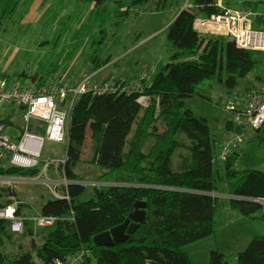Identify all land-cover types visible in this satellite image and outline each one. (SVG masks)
I'll return each mask as SVG.
<instances>
[{"label":"trees","instance_id":"obj_1","mask_svg":"<svg viewBox=\"0 0 264 264\" xmlns=\"http://www.w3.org/2000/svg\"><path fill=\"white\" fill-rule=\"evenodd\" d=\"M84 1L96 7L114 4L119 26L153 0ZM16 2L0 0V14L11 12ZM218 12L213 0H194L191 9L182 10L168 28L167 40L174 49L170 61L150 81L145 74L146 78H135L131 83L141 81L138 91L87 94L77 99L68 122L65 163L58 168L71 183L59 189L67 199L49 200L40 210L43 217L58 220L39 229V246L33 244V250L8 263L0 255V264H52L80 253L87 254L81 264H91L89 255L96 264H193L186 247L215 235V219L223 203L212 195L220 194L222 186L226 195L236 198L228 201L230 210L246 219L255 218L261 208L252 200H264V172L243 164L238 152L223 161L220 176L214 166L208 122L185 108L187 99L204 98L200 90L206 82H222L227 77L226 87L234 90L256 68L252 53L228 39L202 37L195 29L200 14L210 18ZM101 33L100 47L105 38L104 31ZM93 62L95 71L109 64L97 58ZM54 72L41 67L33 74L22 71L16 79L25 85L42 86L52 80ZM2 123L11 122L3 119ZM232 127L231 121L227 123V129ZM32 132L45 134L39 128ZM88 138L90 156L84 159ZM79 164L99 168L96 182L116 186L95 189L91 198L84 199L87 189L76 173ZM43 167L42 163L31 170L18 169L10 165L7 156L0 159V177L34 178ZM1 197L14 199L16 194L0 188ZM136 202L146 203L145 222L122 243L96 246L94 237L124 224ZM11 203H0V209ZM20 208L17 215L22 214ZM9 225L0 220V236L10 237ZM26 227L25 236H37L33 223ZM236 261L264 264V237L254 238L237 254ZM210 264L229 263L221 252L213 251Z\"/></svg>","mask_w":264,"mask_h":264},{"label":"rangeland","instance_id":"obj_2","mask_svg":"<svg viewBox=\"0 0 264 264\" xmlns=\"http://www.w3.org/2000/svg\"><path fill=\"white\" fill-rule=\"evenodd\" d=\"M213 1L214 4H221L234 10H252L255 13L264 14V0ZM193 5L194 0H153L142 12L133 14L118 26L120 20L115 13L114 4L96 7L84 0H17L11 12L0 14V77L16 78L22 71L33 74L43 67L49 71H55L51 79L67 78L80 82L91 77L96 83H102L108 79L125 80L131 83L138 76L145 74L150 81L164 69L174 53V49L167 40L169 26L182 10L191 9ZM199 17L208 19L202 14ZM102 31L105 33V38L104 44L100 47L98 41ZM201 36L228 39L226 33L221 30L212 33L201 32ZM251 56L257 65L251 74L239 81L236 90L240 92L243 90L244 92L241 93L264 85V54L252 53ZM94 58L107 60L109 64L95 71ZM226 79L227 77H224L222 82L217 79L206 82L200 90L204 98L193 97L185 101L186 110H191L196 117L208 122L212 136L214 166L216 171L220 170V176L223 175L221 169L223 162L219 156L225 144L223 142L227 133L226 117H228V114H224L225 110L223 113L225 101H227ZM2 117L13 124L4 123L6 128L16 127L17 131L12 133L9 130L10 133L18 135L23 131L25 122L22 111L7 108ZM40 126L41 124L37 122L31 123V129L37 130ZM163 130L160 126V133ZM260 131L259 134L256 133L258 131H248V141L246 139L241 146L242 163L252 169L264 171L262 142L264 128ZM179 139L183 142L182 138ZM90 143L91 139L88 138L84 159L90 156ZM64 149L65 145L46 143L41 156L42 161L39 163L42 164L48 157L65 158ZM76 172L82 176L81 185L87 189L84 199L91 198L95 189L98 188L94 182L101 174L100 169L79 164ZM39 176L40 181L36 183H29L32 182L28 181L32 177H1L0 188L13 190L16 197L14 199L1 197L0 203L19 202L23 217L40 213L42 206L55 198L53 195L55 190L61 193L59 189L65 187L58 185L55 189V186L47 184L50 179L64 183V177L59 174L55 166L48 168L45 177L43 174ZM10 179L16 180L11 181V183L14 182L12 186L9 183ZM69 184L71 183L68 181ZM102 186H116V184L109 183ZM219 193L212 195L214 198H220L223 203V207L217 213V230L219 231L186 247V252L193 264H210L213 251L221 252L229 264H237V254L244 252L254 238L264 237V219L261 218L263 217L261 210L255 218L251 219H246L240 213L234 212L230 216L238 215L239 217L231 225V221L228 220L232 218L226 217L224 222L223 210L229 200L236 198L226 195L225 186L220 187ZM26 229L27 227L22 234L17 235L12 232L9 225L7 235L10 237L5 234L0 236V255L5 263L13 260L20 253L33 250V244L35 246L41 244L42 236H40L39 228H37V236L34 237L25 236ZM33 257L37 260L35 253ZM92 257L91 264H96Z\"/></svg>","mask_w":264,"mask_h":264},{"label":"built area","instance_id":"obj_3","mask_svg":"<svg viewBox=\"0 0 264 264\" xmlns=\"http://www.w3.org/2000/svg\"><path fill=\"white\" fill-rule=\"evenodd\" d=\"M219 9L218 14L208 19L197 18L195 29L198 32L212 33L221 30L226 33L228 40L233 41L238 48L250 53L264 54V14L255 13L252 10L239 11L227 8L221 4H214ZM146 78L145 75H142ZM141 81L134 83H120L117 80H107L102 83L92 82L88 77L80 82L67 78L52 79L42 86L25 85L16 78L0 77V159L9 156L10 165L18 169H34L40 165L41 156L46 143L66 145L68 139V122L71 111L77 99L83 95L104 94H130L138 91ZM143 100V99H142ZM18 109L24 113L25 126L18 135L12 134L17 129L6 128L2 123L5 109ZM225 113L231 118L233 127L241 130L235 133L222 147L220 160L226 159L240 152L241 146L246 142L249 130L260 131L264 128V87L251 89L245 93L233 94L225 105ZM41 124L39 129L44 128V136L34 134L31 123ZM11 130L12 133L9 132ZM65 163V158L48 157L44 164V170L40 173L44 177L51 166L57 167ZM56 170V169H55ZM59 172V171H58ZM39 174V175H40ZM34 177L29 183L40 181V176ZM1 178V177H0ZM3 179V178H2ZM1 180V179H0ZM8 180V179H7ZM15 179H10V185ZM27 181L26 179H21ZM49 180L48 185H68ZM11 181H14L11 183ZM102 189L111 186H102V182H94ZM84 186V185H83ZM55 199H67V197L54 192ZM235 198V197H234ZM253 203L261 208L264 217V200L253 199ZM20 203L14 201L0 209V220L10 222L13 233L19 235L25 230L28 222L33 223L34 228H47L54 225L56 218L43 217L37 213L31 217L17 215ZM87 255V254H86ZM85 253L71 256L64 261L57 260L52 264H81L86 259ZM92 256L89 255V258Z\"/></svg>","mask_w":264,"mask_h":264},{"label":"water","instance_id":"obj_4","mask_svg":"<svg viewBox=\"0 0 264 264\" xmlns=\"http://www.w3.org/2000/svg\"><path fill=\"white\" fill-rule=\"evenodd\" d=\"M146 203L136 202L126 222L112 230L94 237L98 247H110L126 241L146 220Z\"/></svg>","mask_w":264,"mask_h":264},{"label":"crops","instance_id":"obj_5","mask_svg":"<svg viewBox=\"0 0 264 264\" xmlns=\"http://www.w3.org/2000/svg\"><path fill=\"white\" fill-rule=\"evenodd\" d=\"M261 87H264V85H262V86H260V87H257V89H259V88H261ZM237 88H235L234 90H226V93H227V101L229 100V98L233 95V94H241V92L243 91H237L236 90ZM244 92V91H243ZM227 101H225V105H226V103H227ZM186 106V105H185ZM189 110V109H188ZM191 111V110H190ZM192 112V111H191ZM223 113H224V108H223ZM194 114V113H193ZM225 115H227L226 113H224ZM228 117H226L227 119H226V137H225V140H224V142H223V144L224 143H226L228 140H230L233 136H234V134L236 133V129L234 128V127H232L231 129H227V123H229L230 122V116L229 115H227ZM261 131H258V132H256V133H260ZM250 138V137H249ZM247 141H248V138H247ZM222 144V145H223ZM60 146V145H59ZM222 147V146H221ZM221 152H222V149H221ZM241 155L243 156V152H242V148H241ZM64 155H65V152H64ZM220 155H221V153H220ZM220 157V156H219ZM242 162H243V160H242ZM246 165V164H245ZM247 166V165H246ZM247 167H249V166H247ZM250 168V167H249ZM56 169V168H55ZM252 169V168H251ZM256 168H253V170H255ZM77 170V169H76ZM55 171V170H54ZM264 172V171H263ZM77 173V172H76ZM79 176H81L79 173H77ZM82 177V176H81ZM224 215H222V217H224V222H226V217L227 218H232V220H228V221H231L230 222V225L232 224V222L234 221V220H236L239 216L238 215H235V217H231L230 215L231 214H234V212L235 211H232V210H230L229 209V206L227 205V206H225V208H224ZM234 216V215H233ZM216 230H217V226H218V217L216 216ZM217 231H219V230H217ZM216 231V232H217ZM216 234V233H215ZM189 255V254H188ZM191 258V257H190Z\"/></svg>","mask_w":264,"mask_h":264}]
</instances>
